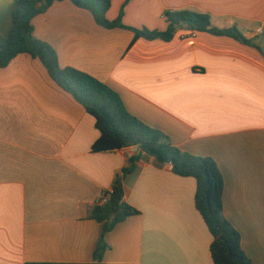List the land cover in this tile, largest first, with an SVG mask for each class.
<instances>
[{"label": "crops", "instance_id": "0c3cea01", "mask_svg": "<svg viewBox=\"0 0 264 264\" xmlns=\"http://www.w3.org/2000/svg\"><path fill=\"white\" fill-rule=\"evenodd\" d=\"M125 3L112 1L110 21ZM16 6L0 0V37L9 35ZM184 10L237 27L262 53L209 33L183 39L187 29L169 42H135L131 30L103 28L68 0L34 18V35L55 49L62 68L106 84L179 150L214 159L225 218L253 264H264V0H131L123 22L166 31L164 13ZM95 122L40 60L20 55L0 69V264L93 262L104 225L90 212L136 156L123 201L140 214L105 235L103 263L213 264L194 178L136 147L93 152Z\"/></svg>", "mask_w": 264, "mask_h": 264}, {"label": "trees", "instance_id": "16d2710c", "mask_svg": "<svg viewBox=\"0 0 264 264\" xmlns=\"http://www.w3.org/2000/svg\"><path fill=\"white\" fill-rule=\"evenodd\" d=\"M58 1L64 0H17L13 27L8 36L0 37V69L8 67L12 60L20 55H29L40 60L49 77L95 119V127L100 136L92 146L93 152L105 153L136 147L160 164H171L174 175L194 178L197 183L195 207L214 237L211 244L213 264H253L242 248L241 235L225 218L222 198L224 179L216 161L209 157H195L179 150L167 134L150 128L131 115L121 96L106 84L77 69L62 68L55 49L34 35V18L46 13ZM68 1L79 9L87 10L103 28L131 30L135 35V42L139 39L169 42L179 30L187 29L231 38L262 53L261 48L254 41L248 40L237 27H215L209 15L198 12L166 11L164 18L168 23L167 30L154 31L135 29L124 24V10L131 0H126L114 21H110L107 16L113 0ZM139 161L138 156L129 160L128 167L124 168L122 175L115 180L113 189L104 193L103 197H107V203L102 205L98 202L90 212V219L102 223L104 229L93 262L88 264H104L102 258L108 249L105 235L119 223L140 214L123 201L125 177L137 168Z\"/></svg>", "mask_w": 264, "mask_h": 264}, {"label": "built area", "instance_id": "2783aa9c", "mask_svg": "<svg viewBox=\"0 0 264 264\" xmlns=\"http://www.w3.org/2000/svg\"><path fill=\"white\" fill-rule=\"evenodd\" d=\"M258 32H259L260 34H262L263 31H262V30H258ZM196 35H197V31H190L188 35H186V36L183 37V39H184V38H187V37L194 38ZM107 200H108L107 197H103V196H102V198L100 199L99 202H100L102 205H105V204L107 203Z\"/></svg>", "mask_w": 264, "mask_h": 264}]
</instances>
